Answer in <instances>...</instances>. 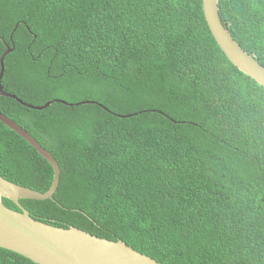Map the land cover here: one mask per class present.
Here are the masks:
<instances>
[{"label":"trees","instance_id":"1","mask_svg":"<svg viewBox=\"0 0 264 264\" xmlns=\"http://www.w3.org/2000/svg\"><path fill=\"white\" fill-rule=\"evenodd\" d=\"M220 11L264 65V0ZM0 35L4 90L27 103L0 95V111L62 169L54 198L21 199L34 217L162 264H264V86L203 0H0ZM0 174L45 192L54 168L0 120ZM0 264L37 263L0 247Z\"/></svg>","mask_w":264,"mask_h":264},{"label":"water","instance_id":"2","mask_svg":"<svg viewBox=\"0 0 264 264\" xmlns=\"http://www.w3.org/2000/svg\"><path fill=\"white\" fill-rule=\"evenodd\" d=\"M203 8L212 34L230 61L264 86V65L242 47L224 24L220 0H203ZM0 39L7 48L1 58L0 95L11 96L27 104L17 95L4 90L5 58L14 50V46L9 45L2 35ZM51 104L53 101L43 106H28L44 109ZM0 120L25 138L54 168L52 185L45 192L16 183L0 174V247L22 254L38 264H162L121 239L110 240L76 226L65 228L34 217L21 199L54 198L61 181V166L55 155L29 130L2 111ZM4 198L15 202L19 210L8 207Z\"/></svg>","mask_w":264,"mask_h":264},{"label":"clouds","instance_id":"3","mask_svg":"<svg viewBox=\"0 0 264 264\" xmlns=\"http://www.w3.org/2000/svg\"><path fill=\"white\" fill-rule=\"evenodd\" d=\"M220 13H221V11H220ZM130 245V244H129ZM24 256V255H23ZM28 258V257H27ZM30 259V258H29ZM34 262V261H33ZM36 263V262H35ZM38 264V263H37Z\"/></svg>","mask_w":264,"mask_h":264},{"label":"bare ground","instance_id":"4","mask_svg":"<svg viewBox=\"0 0 264 264\" xmlns=\"http://www.w3.org/2000/svg\"><path fill=\"white\" fill-rule=\"evenodd\" d=\"M6 204H7V202H6Z\"/></svg>","mask_w":264,"mask_h":264}]
</instances>
